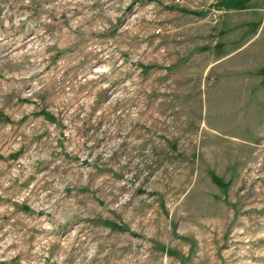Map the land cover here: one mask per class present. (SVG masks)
I'll list each match as a JSON object with an SVG mask.
<instances>
[{"label":"rangeland","instance_id":"obj_1","mask_svg":"<svg viewBox=\"0 0 264 264\" xmlns=\"http://www.w3.org/2000/svg\"><path fill=\"white\" fill-rule=\"evenodd\" d=\"M0 264H264V0H0Z\"/></svg>","mask_w":264,"mask_h":264},{"label":"trees","instance_id":"obj_2","mask_svg":"<svg viewBox=\"0 0 264 264\" xmlns=\"http://www.w3.org/2000/svg\"><path fill=\"white\" fill-rule=\"evenodd\" d=\"M48 113V112H47Z\"/></svg>","mask_w":264,"mask_h":264}]
</instances>
